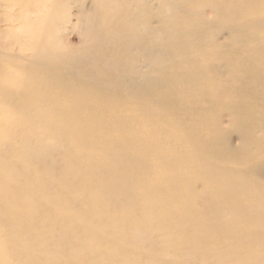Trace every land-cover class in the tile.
Instances as JSON below:
<instances>
[{"label":"rangeland","instance_id":"rangeland-1","mask_svg":"<svg viewBox=\"0 0 264 264\" xmlns=\"http://www.w3.org/2000/svg\"><path fill=\"white\" fill-rule=\"evenodd\" d=\"M253 1L252 12L250 0H106L103 5L96 0H58L65 12L57 33L58 51L68 52L81 43L82 14L96 17L112 66L108 73L100 70L84 76L92 79L99 74L111 86L106 79L110 75L122 94L97 89L86 79L81 80L83 86L75 84L62 71L55 77L35 76L27 55L4 37L0 91L8 72H16L27 85L22 88V82L6 95L13 109L24 114L20 120L24 128L16 131L27 137L34 133V138L53 131L44 141L50 144L56 139L61 145L52 158L41 159V165L28 164L25 173L52 182L67 205L74 202L37 214L36 222L50 232L53 224L57 233L65 228L61 236L76 234L70 211L78 207L96 217V225L103 229L79 237L85 246L82 255L64 256L61 251L54 258L36 242V262L83 264L103 257L104 264L130 263L111 252L119 248L117 232L104 231L116 218L113 205L122 207L128 201L126 188L120 186L126 183L114 184L112 206L100 199L101 181L92 179L90 187L83 186L86 167L94 175L105 170L108 180L115 182L110 167L125 163L124 180L136 178L138 200L128 218L120 212L118 219L127 218L129 224L136 219L132 224L151 233L155 250L162 243L171 244L173 250L184 240L164 232L167 226L150 232L147 225L156 228L159 221L152 218L164 219L154 215L171 218L175 209L193 218L186 220L214 224L206 234L210 239L205 235L195 249L171 252L166 264H264V3ZM8 6V0H0V17ZM7 24L0 18L1 29ZM114 65L117 68L111 69ZM6 96L0 92V100ZM69 114H74V122L68 120ZM19 136L0 138L3 160H13L20 151ZM110 143L121 144L116 150ZM252 170L255 178L250 176ZM8 186H0V211L8 212L10 219L0 232L6 248L20 235L12 228L19 224L16 211L28 207L21 201L27 184L20 180ZM251 191L261 196L253 198ZM42 201L34 199L30 210ZM222 213L230 215L224 218ZM233 231L239 233L236 241L227 238ZM97 244L95 257L92 249ZM105 251L114 254L112 262L102 255ZM0 264H13L12 255Z\"/></svg>","mask_w":264,"mask_h":264},{"label":"bare ground","instance_id":"bare-ground-1","mask_svg":"<svg viewBox=\"0 0 264 264\" xmlns=\"http://www.w3.org/2000/svg\"><path fill=\"white\" fill-rule=\"evenodd\" d=\"M96 1L101 5L106 3V0ZM262 2L264 3V0H262ZM8 3V12L0 17L3 21L8 23L4 29L0 28V45L2 44L4 37H9L11 39L10 44L17 46L21 53L27 55L26 57L29 61V67L35 69V76L38 75L40 77L47 78L55 77L56 72L62 71L67 77L69 76L71 81L75 80V84L83 86L86 83H83L81 80L86 79L87 82L91 81L93 84L97 85V89L110 93L106 89L107 87L114 91V94H122L119 90L121 89V86L118 84V81H115V79L110 75H107L106 79L111 82V86L109 83L107 84V81L99 74L92 76V79L84 76L86 74H93V72L100 70L108 73L110 67L112 66L109 63L104 51V47L106 46L105 34L100 27L101 23L99 20H95L96 17L93 18L92 15L87 13L82 14L79 24L84 27L85 31L83 33L81 43L68 52H59L57 33L63 22V15L65 12L63 6L60 2H58V0H8ZM253 4L254 1L250 0V9L252 12L256 10V7L253 8ZM180 26L175 27V32L179 30ZM167 27L168 26L166 25V28ZM177 33V36H180L178 31ZM251 49H253L252 45ZM101 62H105L106 65ZM116 68L117 66L114 65L111 69ZM93 77H97L100 80H93ZM2 78L4 91L0 92L4 96L8 94L9 89L20 86L23 82L16 72H8V74H5ZM251 80H253V78ZM23 83L24 85L21 87L25 88L27 85H25V82ZM100 84L105 87H98ZM262 102H264V100ZM64 113L72 112L64 111ZM23 115L24 114L19 110L13 109L12 101L9 100L7 96L5 97V100H0V138H6L14 135L15 133L20 134L18 139L19 143L17 145L20 151L12 156L13 160L5 161L1 158L2 155H0V186L9 188L10 186L8 185L10 184H16L20 180L24 181L27 184V190L21 197V201L26 203L25 207L28 206L26 209L19 208L14 215L19 224L12 228L19 231L20 235L13 240L12 247L10 246L8 248L3 247L2 241H4V238L1 231L7 227L6 224L10 221V219H8V212L5 213L3 210L0 211V219L3 221H0V263L1 259L3 260L7 256L11 257L12 255L13 264H47L42 261L36 262V259L34 258V254L38 246L36 242H39L44 252H49V254L54 258L58 257L61 251H64V256L82 255L85 246L83 244L84 241L79 237L84 234H88V236H90L92 233L96 231L98 232V230L103 231L101 227L96 225V217L91 218L89 214L84 213L83 209L75 207L76 209L71 210L70 214H72L71 220L73 221V227L75 230L77 228L76 234L75 232L72 233L70 231L69 235L68 233H65L62 236L61 233L65 232V228L57 233L55 231L56 227L54 228L56 224H53L51 227H53L54 231L50 232L51 230L44 229L43 226L36 222L37 214H46L52 207L57 208L58 206L61 207L63 205V207H70L69 205L74 204V202L67 205L66 200H63L60 197V192L57 191V189H54L52 182L44 183L43 177L32 178L25 173V168L28 164L35 166L41 165V159L47 160L53 153L56 152V149L61 147V145L59 141H56V139L51 140L52 142L50 144H47L44 141L49 138V133H52L53 131H49V133L47 132L48 134L42 133V135L40 137L38 136V138H34V133L31 132L28 133L31 137L30 138L23 132L16 131L24 128V125L20 123ZM67 118L69 121L74 122V114H69ZM107 120H113V118H107ZM16 121H18V125L15 124ZM13 123L15 124V128L13 127ZM68 127H71V125H68ZM69 135L70 137L73 136L71 132H69ZM11 142L13 144L14 141ZM78 142L79 141L76 143L77 148L80 146L78 145ZM117 144L121 143H110L109 147L112 146V149L118 150V146H116ZM104 164L108 165L107 162H104ZM18 165L23 166V169L18 170ZM110 168L113 169L114 179H116L115 182L108 180L107 177L109 176L105 170L104 172H97L96 175H94L90 172V168L86 167L85 175H87V179L83 186L86 189L87 187H90L89 181L92 179L101 181L103 193L102 198L100 199L106 201L107 203L110 202L111 204L109 205L112 206L113 196L111 195V190L114 184L126 183L119 185L121 188H126L125 193L127 194L128 201L122 207H116L113 205L116 218L112 219V221L106 225V229L104 231L117 232L116 239L119 243V248L111 252L116 253L119 256L123 255L122 259L125 258L124 260L129 261V264H166L172 259L170 254L171 252H181L185 249H195L198 245L195 243H199L200 239L203 241V237L208 234V229L214 227V224H211V227H209L208 224L206 225L199 220H186L187 218H193H189L186 214L176 213L175 209L172 211L171 218H166L163 213L154 215L155 217H164V219L152 218L153 220L156 219L159 221L155 222L156 228H151V224H146L150 229V232L153 230L158 232V229L167 226V228L163 229L164 232H167V234L169 233L170 235L174 233L184 240L183 244L177 245V247L173 250L172 247H170L171 244L167 243L157 245L155 250L154 244H156V242L150 239L151 236L149 234L151 233H148V230L145 232L143 231L142 226H137L136 219L132 220V223L135 222L136 224H129L126 222L128 214L131 212V209L136 205L138 200V195L136 194V178L135 180H129L128 183L124 180V176L127 174L124 170L128 168L125 163L120 164V167L113 166ZM254 172L255 171L252 170L250 173L252 178L256 177ZM254 191H251L250 193L253 198H256L257 195H259V192ZM74 193L75 192H72V195ZM36 198L43 199L42 204L30 210L29 204ZM120 212H122L121 215H125L127 218H119V220L118 216L120 215ZM221 215L226 218L230 214L222 213ZM93 226L95 227L93 228ZM231 229L228 228L226 231H230ZM238 235V232L236 234L234 232L232 235H228L227 238L236 241ZM206 237L210 239L209 235H206ZM47 240H50V244ZM98 247L99 244L92 249L95 257L99 254V251H97ZM105 253L106 254L102 255L106 257L107 261L112 262V259L114 258L112 255L114 254L109 253V251H105ZM102 258L100 257V260H86L83 264H104ZM126 258H129V260ZM177 261H179V258ZM247 262L248 261H245L241 264H247Z\"/></svg>","mask_w":264,"mask_h":264}]
</instances>
